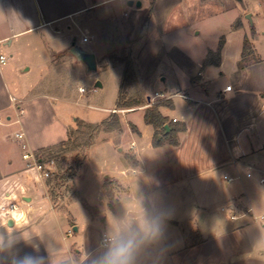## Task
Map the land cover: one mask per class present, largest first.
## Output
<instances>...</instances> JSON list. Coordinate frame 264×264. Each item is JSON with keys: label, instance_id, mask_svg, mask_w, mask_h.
I'll use <instances>...</instances> for the list:
<instances>
[{"label": "crops", "instance_id": "0c3cea01", "mask_svg": "<svg viewBox=\"0 0 264 264\" xmlns=\"http://www.w3.org/2000/svg\"><path fill=\"white\" fill-rule=\"evenodd\" d=\"M237 1L245 8V0ZM120 2L0 0V41L9 55L6 63H0V264H21L26 257L42 258L41 264H99L116 239L132 234L142 241L132 264H264V56L253 42L259 36L260 12L250 11V24L244 8L220 9L234 12L231 31L220 37H224L220 63L204 65L221 39L201 52L199 70L182 93L167 96L173 106H160L169 124L186 125L178 133V144L154 145L156 129L145 121L146 110L162 99H147L131 109L144 111L145 126L130 122L136 131L128 127V132L143 139L144 131L150 126L151 130L141 143L132 140L135 146L128 153L132 161L122 158L128 167L115 170L118 176H106L117 186L112 201L105 179L98 180L93 196L78 187L76 179L82 178L86 159L70 197L55 203L50 181L32 159L24 158L26 153L43 157L41 153L69 139L75 123L59 106L70 99L57 93L62 66L55 59L70 56L74 48L94 53L93 48L71 43L72 30L91 10L118 8ZM141 2V7L148 3V12L141 17L133 14L130 24H125L131 27L129 32L137 23L165 29L175 11L222 0ZM237 20L241 27H235ZM176 23L187 25L180 19L172 26ZM246 36L260 60L241 65ZM82 42L88 41L82 38ZM32 47L40 63L30 61ZM71 63L69 69L81 62ZM115 65L103 69L120 67L121 86L125 64ZM227 85L232 89L226 90ZM178 94L181 99L174 100ZM118 98L119 93L117 102ZM116 107L106 108L109 114L103 120ZM122 130L126 133L125 126ZM118 133L112 136L120 147L124 133ZM128 169L131 176L119 175L128 174ZM11 203L18 210L5 219L1 206ZM146 220L155 221V234L144 224ZM104 236L112 237L108 245L102 243Z\"/></svg>", "mask_w": 264, "mask_h": 264}, {"label": "rangeland", "instance_id": "374dc122", "mask_svg": "<svg viewBox=\"0 0 264 264\" xmlns=\"http://www.w3.org/2000/svg\"><path fill=\"white\" fill-rule=\"evenodd\" d=\"M128 1L121 0L118 8L111 5V9L105 7L104 9L107 10L104 11L103 8L98 11L91 10V15L84 18L82 24L73 29L71 34L69 33L72 35L71 43L75 41L77 46L93 48L94 53L97 52L100 63L99 66L97 59V70H88L86 65L84 67V63L78 59L74 50H71L70 56L61 54L55 59L62 66L61 80L58 83L60 90L57 93L70 99L68 104L59 102V106H62L63 114L69 115L70 122L75 123L71 127L72 139L69 144L41 153L45 160L43 170L50 173V177L45 178L50 181L51 192L53 190L55 193V196L51 194L55 203H63L70 197L74 189V180L86 159V163L82 167V178L76 179L78 187L82 190L86 189L87 193L93 196L96 184L102 178L105 179V182L108 181L110 190L114 194L113 189H117V186L113 185V178L107 179L106 176L117 175L115 170L128 167L127 165L123 166L122 158L132 156V154L128 155L132 150V140L141 143L149 137L151 126L144 131L143 139L138 134L128 132V127H132L130 122L145 126L144 111L142 109L131 111L139 106L123 108L125 111L117 113L126 128V133L124 130L122 133L120 132L124 133L120 138V147L117 146V137L112 136L113 133H119L104 131V125L101 123L104 121L103 117L109 114L106 108L117 105L122 73L119 71L120 67L112 66L110 71L103 68L115 65L119 61L124 64L127 61L132 63L133 70L128 75L129 78L123 92V96L127 99L140 100L141 103L146 104L148 97L153 100L166 99L157 97L155 95L157 91L163 92L165 96L174 93L181 94V89L198 72L200 64L197 65V62L200 60L204 48L217 45L220 37L228 35L231 31L234 12H232L233 10L221 12L220 9L237 7L243 10L244 8V5L237 0H222L220 3L215 2L210 5L207 3L198 6L197 9L175 11L165 29L158 30L153 26L143 28L137 23V27L129 32L131 27L125 26V24L129 22L128 20H132L131 17L135 12L139 14V17L142 16L141 14L147 13L149 5L144 2L143 7L137 8L130 6ZM245 4L243 10L245 18L251 12H260L256 18L259 36L253 42L261 55L264 56V0H245ZM138 19L140 20V18ZM180 19L186 21L187 25L176 23L178 25L172 26V22H179ZM101 21L102 23L104 21L105 25H102ZM250 21L249 18L251 24ZM85 36L89 37L87 43L82 42V38ZM34 52L35 49L32 47L30 61L40 63V59L34 58ZM75 60L81 62L80 65L69 69V66L73 64L71 62H75ZM34 71L35 69L32 72L34 73ZM99 80L103 82L102 87L95 86ZM81 88H85L86 91L82 92ZM179 94L174 100L181 99ZM169 114H172L171 111ZM76 118L83 122L86 120V123H91L96 127L76 121ZM119 148H123V152L119 151ZM130 160L132 161V159ZM70 167L76 169V174L72 177L70 176ZM131 172L132 170L128 169V174L121 173L119 175L131 176Z\"/></svg>", "mask_w": 264, "mask_h": 264}, {"label": "trees", "instance_id": "16d2710c", "mask_svg": "<svg viewBox=\"0 0 264 264\" xmlns=\"http://www.w3.org/2000/svg\"><path fill=\"white\" fill-rule=\"evenodd\" d=\"M235 27H241V22L240 20H237L235 23ZM254 33V30H253ZM224 45V37L221 38V41L219 43V47L215 52H210L209 57L204 62V65H210V64H219L220 63V57H221V50ZM260 59L256 56V51L254 49V45L250 39L249 36H246L245 41H244V47H243V58L241 61V65H246L252 62H258ZM133 70V65L131 62L127 61L125 64V69H124V75H123V80L122 84L120 86V91H119V98L117 102V108L123 109V108H132L134 106H139L141 104L140 100L134 101L131 99H127L125 96H123L124 92V87L127 79L129 78L128 75L131 74ZM160 106H173V102L171 99H164L161 101L154 102L151 107H149L146 112H145V121L148 124H152L155 129V136H154V145H159L163 143L164 141H169L170 143L173 144H178V133L181 131H184L186 129L185 123H175V122H170V131H166L164 128V125L169 122L168 117L164 116L161 111H160ZM80 121V120H78ZM83 122V121H80ZM85 123V122H83ZM90 127H96L95 125L91 123H85ZM104 125V131L105 132H121L122 131V120L120 116L117 113H111L107 119H105L102 123ZM132 128L136 131V127L133 125ZM72 139V131L69 133V139L65 142H61L60 144L52 147L50 150L56 149V148H61L69 144V142ZM92 146V145H91ZM37 161L39 163L44 164L45 160L41 155H36ZM129 159H133V157L129 156ZM69 171L71 172L70 176H74L76 174V169L74 167H70ZM105 189L106 193L111 199V201L114 198L113 192L110 190L108 181L105 182ZM51 194L55 196L54 191L52 190Z\"/></svg>", "mask_w": 264, "mask_h": 264}, {"label": "clouds", "instance_id": "9594fccd", "mask_svg": "<svg viewBox=\"0 0 264 264\" xmlns=\"http://www.w3.org/2000/svg\"><path fill=\"white\" fill-rule=\"evenodd\" d=\"M144 224L147 228L155 234L157 226L155 221L146 220ZM142 241L137 239L135 234L127 238L116 239L109 251L101 258L99 264H132L136 249ZM42 258L34 259L26 257L21 264H41Z\"/></svg>", "mask_w": 264, "mask_h": 264}, {"label": "built area", "instance_id": "2783aa9c", "mask_svg": "<svg viewBox=\"0 0 264 264\" xmlns=\"http://www.w3.org/2000/svg\"><path fill=\"white\" fill-rule=\"evenodd\" d=\"M83 41H85V42L89 41V37H88V36H85V37L83 38ZM8 59H9V55L5 54V53L2 51V42L0 41V63H1V64H2V63H6V62L8 61ZM231 89H232V85H227V86H226V90H231ZM80 90H81L82 92H85V91H86L85 88H81ZM155 95H156L157 97H164V98L167 99V96H165L163 92H159V91H157V92L155 93ZM121 111H125V110H124V109H120V108H114V109L111 110L112 113H119V112H121ZM174 121H176V120H174ZM16 136H17V137H21L22 134H21V133H17ZM131 146H132V147L135 146V142H134V141L131 143ZM24 158H26V159H32V160L34 161V165L37 167L38 170L41 171V173L43 174V176H45V177H47V178L50 177V173H49L47 170H45V171L43 170V165H44V164L39 163V162L37 161V158H36L35 153H33V154L26 153V154H24ZM42 170H43V171H42ZM230 179L232 180V178H230ZM262 182L264 183V178L262 179ZM17 210H18V205H17L16 203H11V204H9V205H3V206H1V214H2V216H3L5 219H9V218L13 217V216H14V213H15ZM232 217L235 218L236 216L233 215ZM262 217H264V216H262ZM111 241H112V237L104 236V238H103V240H102V243H103L104 245H108Z\"/></svg>", "mask_w": 264, "mask_h": 264}, {"label": "water", "instance_id": "95a60500", "mask_svg": "<svg viewBox=\"0 0 264 264\" xmlns=\"http://www.w3.org/2000/svg\"><path fill=\"white\" fill-rule=\"evenodd\" d=\"M128 4L130 6H133V5H135L137 7L142 6L141 0H137L136 2L134 0H129ZM248 18H250V20H251L250 14H248ZM73 50H74L75 54L77 55L78 59L80 61H82L87 66L88 70H97V68H98L97 59H96V55L93 52H89V51L82 50L79 48H74ZM95 86L96 87H102L103 83L99 80L96 82ZM148 99L151 100L150 97H148ZM164 128L168 132L171 129L170 124L166 123L164 125ZM9 224H12L11 220H10Z\"/></svg>", "mask_w": 264, "mask_h": 264}]
</instances>
